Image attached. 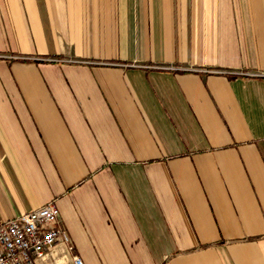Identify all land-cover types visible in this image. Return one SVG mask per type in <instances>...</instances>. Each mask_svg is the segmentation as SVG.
<instances>
[{"label": "crops", "instance_id": "crops-1", "mask_svg": "<svg viewBox=\"0 0 264 264\" xmlns=\"http://www.w3.org/2000/svg\"><path fill=\"white\" fill-rule=\"evenodd\" d=\"M46 202L36 264H264V0H0V217Z\"/></svg>", "mask_w": 264, "mask_h": 264}, {"label": "built area", "instance_id": "built-area-1", "mask_svg": "<svg viewBox=\"0 0 264 264\" xmlns=\"http://www.w3.org/2000/svg\"><path fill=\"white\" fill-rule=\"evenodd\" d=\"M61 239L71 247L53 202L7 219L0 217V264H36L35 259L49 253ZM73 262L83 264L77 256L73 257Z\"/></svg>", "mask_w": 264, "mask_h": 264}]
</instances>
